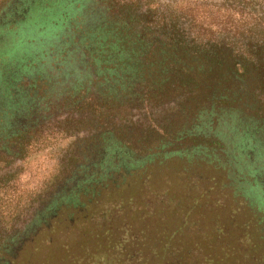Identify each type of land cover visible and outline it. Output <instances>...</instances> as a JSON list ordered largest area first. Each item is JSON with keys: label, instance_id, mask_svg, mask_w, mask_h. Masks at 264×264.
Returning a JSON list of instances; mask_svg holds the SVG:
<instances>
[{"label": "trees", "instance_id": "trees-1", "mask_svg": "<svg viewBox=\"0 0 264 264\" xmlns=\"http://www.w3.org/2000/svg\"><path fill=\"white\" fill-rule=\"evenodd\" d=\"M33 8L62 31L0 71V264L39 248L41 231L52 245L56 229L73 234L58 247L75 262L264 264V213L219 131L264 140V0H0V22ZM45 150L59 152L56 171L24 191V162ZM194 162L228 164L227 182L190 172L176 188L171 168ZM225 186L226 222L224 203H202Z\"/></svg>", "mask_w": 264, "mask_h": 264}, {"label": "rangeland", "instance_id": "rangeland-1", "mask_svg": "<svg viewBox=\"0 0 264 264\" xmlns=\"http://www.w3.org/2000/svg\"><path fill=\"white\" fill-rule=\"evenodd\" d=\"M195 10H197V8H195ZM26 13L30 18L13 22H0V68L2 64L4 67L0 71L4 72L5 68L8 71L12 70L10 66H14L15 69V66L21 62V57L27 59L36 54L40 55L42 50H47L49 47L48 45L61 35V26L59 24H51L52 18H46L37 8L30 9ZM13 18L17 19L19 16L16 15ZM27 71L29 73H34L36 70L32 69ZM248 99L253 100L252 95L248 96ZM201 118H205V116ZM219 131L221 139L227 146V155L233 168L246 180L239 183L240 186L247 185L246 183L249 184L246 187L245 194L250 208H256L259 212L264 213V140L262 139L263 134L261 130L251 127L248 129L240 128L239 124H237V126L225 124L219 128ZM59 156V152L56 150L53 152L45 150L34 153L27 158L24 162V170L19 176L20 188L24 191H37L43 188L42 186L56 171L55 168L58 166ZM124 162L127 163L126 166L128 169H137L145 164L144 159H140L133 165L129 164L128 158H126ZM223 167L224 168L215 163L208 164L206 162L198 164L194 162L185 165L184 168L175 164L174 167L171 168L172 172H170V174L172 180L175 182L176 188H180V186L190 187V179L186 177L190 172H193V175L195 172H202L208 175L206 182H201V184L204 183L202 185L207 187L208 184H211L210 178L214 177L212 182L219 179L217 173H220L226 180L229 166L225 163ZM62 173L64 172H61V174ZM253 177L254 179H251ZM177 183H179V185ZM214 190L215 191H212L209 196H206V200L203 199L202 203H205L206 207L214 206L217 202L224 203H218L217 207L221 208L219 212L220 218L226 222L229 215L232 214L231 209L235 206V203L232 201V191L226 186L218 191H216V189ZM213 214L215 217L217 216L216 211ZM128 219L135 229L142 223L138 218L131 217V213L128 214ZM237 220L238 216L236 215L234 216V221ZM231 225L232 224L224 228L227 237H232L235 234L234 232H236ZM202 228L204 229V227ZM206 231L208 232L209 230L206 228ZM65 234L66 233L63 234L61 230L57 231L56 229L52 234L53 238L51 240H53V244L48 245L46 244L48 234L41 231L36 235L40 247L35 251L27 249L25 252H21L15 264H87L86 261L75 262L72 256H64L65 253L60 251L58 243L64 238ZM190 235L191 233L187 235L188 239H190ZM205 236L208 238V242L212 240L210 233ZM72 237L73 234L69 236L66 235L63 240H70ZM181 237L183 238V236H177L176 238L181 239ZM205 253H207V250H205ZM235 254L237 255L236 258H238L239 254ZM235 261L236 260L233 259L225 264H236Z\"/></svg>", "mask_w": 264, "mask_h": 264}]
</instances>
